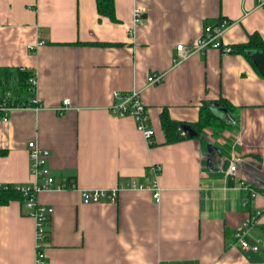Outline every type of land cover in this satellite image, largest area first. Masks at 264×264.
I'll return each instance as SVG.
<instances>
[{"label": "crops", "instance_id": "0c3cea01", "mask_svg": "<svg viewBox=\"0 0 264 264\" xmlns=\"http://www.w3.org/2000/svg\"><path fill=\"white\" fill-rule=\"evenodd\" d=\"M114 4L117 21L99 14L97 0H0V96L28 101L0 121V184L36 182L30 141L50 151L58 182L75 184L37 195L54 209L41 262L24 200L0 203V264H264V246L253 251L235 239L255 212L248 240L264 239V73L236 50L175 60L179 44H194L208 24L223 20L233 48L253 33L264 41V0ZM258 57L264 68V53ZM21 70L35 74V93L19 90ZM155 73L164 79L150 84ZM134 89L149 111L152 144L134 116L112 111L114 93ZM64 99L70 104L59 110ZM219 101L232 107V118L222 110L226 128L167 143L165 109L192 126L203 106L216 111ZM115 188L114 201H83V190Z\"/></svg>", "mask_w": 264, "mask_h": 264}, {"label": "built area", "instance_id": "2783aa9c", "mask_svg": "<svg viewBox=\"0 0 264 264\" xmlns=\"http://www.w3.org/2000/svg\"><path fill=\"white\" fill-rule=\"evenodd\" d=\"M142 16V10L140 7H136L134 10V21L135 24L140 22ZM230 26V22L223 20L218 23L208 24L202 35L197 39V41L190 45L186 46L184 44H179L177 46V56L176 61L181 62L188 59L193 53L204 52L207 49L214 48L221 50L223 53H230L234 51V48L225 43L224 34L228 27ZM32 48V47H31ZM164 79V74H151L148 77V81L150 84L159 83ZM31 90L33 93L36 91L37 80L36 77L33 76L31 78ZM116 102L112 106V111L120 116L132 115L135 117L137 127L140 131L143 132L145 138L149 141V143H153V137L155 135V130L151 125L149 111L147 106L145 105L141 91L134 89L129 93H121L116 91L114 93ZM32 102L34 104L39 105V101L36 97H33ZM64 106L59 110H63L67 108L70 104L69 99L63 100ZM24 104H16L15 102H11L8 99V96H5L0 103V121H6L9 118V113L12 110L25 108ZM40 107V105H39ZM183 134H186L183 131ZM30 149V157H31V172L36 178V182L31 185L25 186H16L14 187L22 194L24 204L26 208L29 210V214L35 218L36 223V249H37V260L39 262L43 261L45 258V242L48 236V228L47 223L50 219L51 214L54 209L51 206L39 204L37 201V195L39 192L43 190H62L66 188H74L75 184L68 185L65 182H58L56 176L53 174L50 166H49V157L50 151L48 149L42 148L36 141H30L28 143ZM237 161L235 159L231 165L229 172L235 174L237 170ZM153 171L158 172L161 167L159 165L153 166ZM38 180H42L39 182ZM0 187L9 188L10 185L0 184ZM131 188H142L143 186H137L136 184H131ZM247 189L250 188L246 187ZM153 197L156 201H160L161 196V188L154 183L152 188ZM83 201L85 203H96L100 202L103 199L114 201L118 196V188L110 189V190H83L81 192ZM253 195H256L255 191H253ZM260 212H255L251 216H249L237 229L235 232L236 243L241 245L243 248L251 249L253 251H258L261 246H264V239L260 237H255V241L251 243L248 240V237L252 235L253 230L257 225L258 216Z\"/></svg>", "mask_w": 264, "mask_h": 264}, {"label": "trees", "instance_id": "16d2710c", "mask_svg": "<svg viewBox=\"0 0 264 264\" xmlns=\"http://www.w3.org/2000/svg\"><path fill=\"white\" fill-rule=\"evenodd\" d=\"M97 9L100 15L107 16L113 21H117L116 13H115V4L114 0H97ZM106 45L108 43H101ZM234 50L238 52H242L248 55L253 63L255 64L256 68L264 73V68L260 64V59L258 57L259 53H264V41L262 40L261 36L258 33H253L250 35V40L246 44H241L237 46ZM18 78V85L19 90L22 93H27L31 89V78L35 76V74L31 71L21 70L19 73ZM7 95V93H6ZM5 95V96H6ZM5 96H0V103ZM9 101H13L16 104H24L27 106L28 101H24L21 103L20 99H13L8 97ZM220 106L215 108L216 111H213L209 106H203L201 108L200 118L197 122L192 123V126L198 131L196 136L200 135V131L205 127H215V128H226L229 123V118L226 114L222 111L227 109L230 113L232 112V107L222 103L219 101ZM219 110V111H217ZM184 123L180 121H176L171 118L168 111L165 109L162 113V125L164 127L167 143H174L183 138L190 137L188 134H183V126ZM70 185V183L68 184ZM22 198V194L20 191L15 189L14 187L3 188L0 187V203H5L11 198Z\"/></svg>", "mask_w": 264, "mask_h": 264}, {"label": "water", "instance_id": "95a60500", "mask_svg": "<svg viewBox=\"0 0 264 264\" xmlns=\"http://www.w3.org/2000/svg\"><path fill=\"white\" fill-rule=\"evenodd\" d=\"M225 112L228 115H230L228 110L225 109ZM230 117H231V115H230ZM182 129L189 136H195V135H197V131L191 125H189V124H183Z\"/></svg>", "mask_w": 264, "mask_h": 264}]
</instances>
